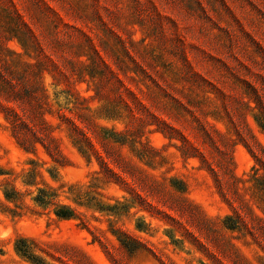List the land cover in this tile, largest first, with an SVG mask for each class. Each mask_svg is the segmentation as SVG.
<instances>
[{
    "label": "rangeland",
    "instance_id": "374dc122",
    "mask_svg": "<svg viewBox=\"0 0 264 264\" xmlns=\"http://www.w3.org/2000/svg\"><path fill=\"white\" fill-rule=\"evenodd\" d=\"M0 264H264V0H0Z\"/></svg>",
    "mask_w": 264,
    "mask_h": 264
},
{
    "label": "trees",
    "instance_id": "16d2710c",
    "mask_svg": "<svg viewBox=\"0 0 264 264\" xmlns=\"http://www.w3.org/2000/svg\"><path fill=\"white\" fill-rule=\"evenodd\" d=\"M36 201H38L39 203H45V198H36ZM57 217L60 218H68L72 216V212L69 210H65V209H59L55 212ZM18 251L23 254L24 256L28 255V251L26 248H20L18 249Z\"/></svg>",
    "mask_w": 264,
    "mask_h": 264
}]
</instances>
